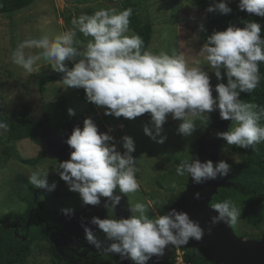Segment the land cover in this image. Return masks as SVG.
Here are the masks:
<instances>
[{
	"label": "clouds",
	"instance_id": "obj_1",
	"mask_svg": "<svg viewBox=\"0 0 264 264\" xmlns=\"http://www.w3.org/2000/svg\"><path fill=\"white\" fill-rule=\"evenodd\" d=\"M237 7L250 16L264 17V0H238ZM205 12L227 15L232 8L227 0H213ZM132 14L133 9L128 7L119 12L101 8L91 15H80L72 20L73 30L55 38L45 35L19 44L12 53V63L30 75L39 72L38 61L47 62L53 71L63 74L65 89H83L86 101L103 108L105 115L132 120L148 114L149 122L143 131L157 143L167 139L163 125L169 117L179 121L178 133L191 137L197 131L196 122L209 124L214 112L221 120L234 122L231 130L214 132L217 139L243 149L264 142V125L260 123L264 106L240 98L241 93L251 94L260 83L264 36L259 22L243 21V27L229 24L208 35L198 50L206 62L205 70L199 62L190 66L182 55L143 50V39L138 34L128 35ZM199 27L204 30L202 24ZM77 30L84 37H91L83 49L74 46L78 44L74 41ZM25 48L40 51L26 54ZM65 61H71L72 66L68 67ZM209 70L216 78L215 85ZM67 113L73 116L75 110L68 108ZM7 131L8 123L0 120V135ZM110 132L111 129L99 131L92 117H85L82 127L74 126L65 139L70 148L68 159L58 160L55 167L68 190L78 194L82 207L99 206L103 198V207L110 213L104 218L92 216L87 224L81 223L87 244L117 254L121 261L148 264L153 257H163L169 246L181 247L190 240H202L206 229L199 221L173 207L150 218V211H155L153 202H137L129 208L127 217L116 215L123 196L136 192L140 185L132 155L133 138H120L124 149L121 152ZM231 167L224 159L213 162L193 157L178 164L175 172L201 185L228 176ZM48 172L35 169L28 182L34 188L54 191L57 185L55 181L48 182ZM193 197L199 200L201 193L197 191ZM211 209L216 214L209 218V232L219 223H236L241 215V209L231 199L213 203ZM72 211L61 209L66 215ZM89 225L99 229L104 239Z\"/></svg>",
	"mask_w": 264,
	"mask_h": 264
},
{
	"label": "rangeland",
	"instance_id": "obj_2",
	"mask_svg": "<svg viewBox=\"0 0 264 264\" xmlns=\"http://www.w3.org/2000/svg\"><path fill=\"white\" fill-rule=\"evenodd\" d=\"M123 0H33V2L16 12L0 15V114L19 110L28 111L36 127L41 129L42 136L54 144L60 143L65 150V139L70 134L71 126L82 127L80 118L91 116L98 126L99 131H109L117 141V148L124 151L119 143L123 135H129L135 143L137 181L139 189L126 196L125 203L128 208L140 202L145 205L153 202L150 218L156 214H164L186 190L190 178L185 175H176L175 165L166 160L167 155H172L181 160H191L197 153V142L205 132L208 124L197 121V131L191 137H184L177 131L179 121H168L163 125L167 139L164 143H157L144 134L143 127L149 122V115L144 114L135 119L128 120L123 117L116 118L103 116V108L93 104L90 110L88 104L79 98L81 89L66 88L62 83V73L55 72L47 65V62L38 61L39 72L27 74L12 63L11 56L19 44L33 38L48 36L55 38L67 31L73 30L72 20L80 15H91L101 8L121 11ZM110 3L113 6H110ZM213 0H144L139 14L151 24V37L145 50L154 54L161 52L169 55H182L189 65L199 62L207 69L206 62L199 56L198 50L203 45L199 38L200 25L204 26L206 20V7ZM135 34L132 30L128 35ZM91 37H84L78 30L74 46L83 49ZM26 54H34L39 49L25 48ZM68 67L71 61H65ZM211 83H217L216 78L209 70ZM54 76L53 81L44 83V90L39 89V82L46 76ZM215 94V93H214ZM53 102L64 103V109L72 108L75 115L64 119V133L59 134L48 123V113L52 110L49 104ZM214 114H218L215 112ZM219 115V114H218ZM214 117V116H213ZM77 118V120H75ZM0 120L6 121L4 118ZM228 130L234 123L226 120ZM210 123V122H209ZM74 127V126H72ZM41 136V137H42ZM264 157V144L254 145ZM42 149L39 144L26 138L0 143V216L15 211L24 212L27 202L32 200L34 194L28 186V176L35 169H43L48 172V182H56L54 191L35 188L41 205L48 211L61 212L62 208L72 209L77 212L81 209L78 194L68 190L65 182L55 172L58 162L56 157H42L36 165L22 162L21 159H35ZM224 159L236 163L246 161L245 153H236L222 141L218 148V160ZM176 187L173 188L172 185ZM33 186V185H31ZM34 188V186H33ZM123 195V194H122ZM212 200V199H211ZM234 203L241 209V215L237 222L232 224V229L238 237L245 240H258L264 234V202L259 203L254 197H244L236 194ZM211 204V201L209 203ZM71 212V213H72ZM62 213V212H61ZM110 215L107 210L105 215ZM46 219L52 218L46 213ZM100 233V231H98ZM101 234V233H100ZM177 247L175 248V250ZM181 249V248H179ZM184 256L190 254L191 258L200 262L201 258H207L201 253L198 246L183 249ZM53 254L47 241H35L31 244L30 255L22 264H55ZM177 257H180L177 255ZM189 258V257H188ZM56 262L59 259L54 257ZM190 264L191 261L187 259ZM208 261V260H207ZM77 264H120L108 253H99L93 258L79 261ZM172 264H175L172 258ZM207 264H214L208 261Z\"/></svg>",
	"mask_w": 264,
	"mask_h": 264
},
{
	"label": "trees",
	"instance_id": "obj_3",
	"mask_svg": "<svg viewBox=\"0 0 264 264\" xmlns=\"http://www.w3.org/2000/svg\"><path fill=\"white\" fill-rule=\"evenodd\" d=\"M143 1L144 0H123L122 9L128 7L133 9V14L130 17L129 29L143 39V50H145L150 41L152 28L148 20L140 18L139 14L136 13V10L137 12L140 11ZM32 2L33 0H0V15L16 12L29 6ZM227 2L232 8L230 14H206L204 30L201 31L199 38L201 44L206 42L207 36L213 31L223 30L229 24L243 27V21L250 22L254 20L259 22L262 28L261 35L264 36V17H258L255 15L250 16L246 12L240 11L237 7L238 0H227ZM259 74L261 79L257 88L251 94L241 93L240 98L243 102L264 106V63L260 64ZM53 79L54 76L52 75L46 76L39 82V89L44 90V83L53 81ZM78 95L81 100L88 104L90 110H93V104L86 101L83 89L80 90ZM49 106L52 107V110L47 116L48 123L51 127L55 128L57 133H64L65 126L62 122L64 119L71 117L68 115L67 109H64V103L60 104L59 102H53L49 104ZM214 113L211 114V119L215 115ZM103 116H108L104 114V110ZM0 118L6 119L8 123V131L3 135H0V143L28 138L39 144L40 131L36 128L28 111L19 110L5 112L0 114ZM83 119L84 118H80L81 124L83 123ZM230 122L234 123L232 121ZM260 123L264 125V117L261 118ZM259 144L260 149L262 150L263 148L261 144H264V142ZM228 147L236 153H245L246 161L243 163H233L226 160L232 166L231 171L228 176L222 177L221 179L229 182L230 186L218 188L217 193L212 197L211 204L222 202L226 199H231L234 202L236 194L244 197H254L259 203L264 202V157L255 146L249 149L238 148L235 145H228ZM41 158V153H39V155L33 160L21 159V161L36 165ZM166 160L175 165H178L183 161L172 155H167ZM28 189L32 191L34 197L27 202L26 210L23 213L12 211L0 216V264H22L30 255L31 244L35 241H47L51 250L52 243L50 242L49 237H54L56 230L54 228H46V226L49 227L54 225L57 228H60V219L56 216V211H48L41 205L37 196V190L33 188V186L29 185ZM47 212L52 218L51 222L46 219ZM36 213L38 214L37 217L41 220L35 218ZM23 237H25V239H23ZM97 254L99 253H94L90 255L89 258H93L97 256ZM173 255L174 252L169 261L164 264H172ZM186 258L191 261V264H207L208 262L206 259L201 258L200 262L197 263V260L191 258L190 254H187ZM83 259L84 257L79 256L72 260L57 263L54 257H52L55 264H77Z\"/></svg>",
	"mask_w": 264,
	"mask_h": 264
},
{
	"label": "water",
	"instance_id": "obj_4",
	"mask_svg": "<svg viewBox=\"0 0 264 264\" xmlns=\"http://www.w3.org/2000/svg\"><path fill=\"white\" fill-rule=\"evenodd\" d=\"M110 6L116 3H110ZM77 120V118L75 119ZM230 121H228L229 123ZM72 126H76L73 124ZM71 126V131L73 127ZM228 130L226 120H221L218 114H215L208 124L205 132L200 136L197 142V153L195 157L201 161L211 159L213 162L218 160V148L221 146L223 140L217 139L214 136L216 131ZM70 131V133H71ZM67 145V144H66ZM39 146L42 149V157H56L58 160H66L69 157L70 148L67 145L65 150L63 145L60 143L54 144L52 141L46 140L43 136L39 138ZM230 186L229 182L218 178L215 181H207L204 184L196 185L193 184L191 179L186 190L179 196L175 201L173 208L177 210L186 211L189 216L199 221L202 228H205V234L203 239L200 241L190 240L187 245L177 247L181 249H187L193 246H198L201 253L207 258L208 261H212L214 264H264V234L258 240H245L235 235L232 225H226L219 223L211 227L209 232V218L215 215V211L211 209L209 204L213 195L217 193L218 188ZM201 193V199L197 200L193 197L195 192ZM122 195V194H121ZM36 197V196H35ZM126 198L123 196L120 205L116 209V215L127 217L130 215L129 208L125 203ZM106 209L103 207V198L101 205L99 206H84L77 212L70 214L60 213V217H66L68 226L70 227V233L76 236H84L83 228L81 223L87 224L92 216H98L104 218ZM38 220H41L38 217ZM92 227L97 236L103 240L104 234L94 225ZM48 228V226H46ZM100 231V233H98ZM25 239V237H23ZM87 243V242H86ZM57 246V245H56ZM175 247L169 246L165 250L163 257L158 260L153 257L148 264H164L169 261ZM88 251L93 253H103V251L95 249L93 246L88 244ZM85 253H80V257H85ZM112 255L116 261L120 264H132L129 260L121 261L117 254Z\"/></svg>",
	"mask_w": 264,
	"mask_h": 264
},
{
	"label": "flooded vegetation",
	"instance_id": "obj_5",
	"mask_svg": "<svg viewBox=\"0 0 264 264\" xmlns=\"http://www.w3.org/2000/svg\"><path fill=\"white\" fill-rule=\"evenodd\" d=\"M41 136H42V133L40 131L39 138ZM82 208L83 207L79 209H82ZM56 213H57L56 216L60 219L59 220L60 228H57L54 225L49 226L48 228H51V229L54 228L56 230L55 236L54 237L50 236L49 240L52 243L51 252L54 254V257L59 259L58 263H61L67 260H72L76 257H79L80 253H85L86 251H87V254L84 257V259H87L89 258L90 255L94 254V253H91V251H88V244L86 243L84 236L79 235L75 237V235H72L70 233L71 229L67 225L68 221L66 220V217H60L61 212H56ZM37 215L38 214L36 213L35 218L38 219Z\"/></svg>",
	"mask_w": 264,
	"mask_h": 264
},
{
	"label": "built area",
	"instance_id": "obj_6",
	"mask_svg": "<svg viewBox=\"0 0 264 264\" xmlns=\"http://www.w3.org/2000/svg\"><path fill=\"white\" fill-rule=\"evenodd\" d=\"M180 256V257H177ZM173 258L175 260V264H190V262L187 260V258H185L184 256V252H183V249H179L177 248L175 251H174V255H173Z\"/></svg>",
	"mask_w": 264,
	"mask_h": 264
}]
</instances>
